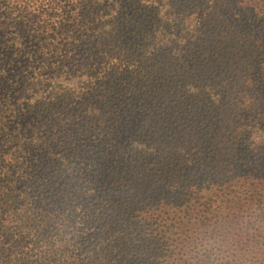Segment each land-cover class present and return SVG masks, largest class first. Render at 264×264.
<instances>
[{
	"label": "trees",
	"instance_id": "1",
	"mask_svg": "<svg viewBox=\"0 0 264 264\" xmlns=\"http://www.w3.org/2000/svg\"><path fill=\"white\" fill-rule=\"evenodd\" d=\"M0 264H264V0H0Z\"/></svg>",
	"mask_w": 264,
	"mask_h": 264
},
{
	"label": "rangeland",
	"instance_id": "2",
	"mask_svg": "<svg viewBox=\"0 0 264 264\" xmlns=\"http://www.w3.org/2000/svg\"><path fill=\"white\" fill-rule=\"evenodd\" d=\"M12 18H14V16Z\"/></svg>",
	"mask_w": 264,
	"mask_h": 264
}]
</instances>
